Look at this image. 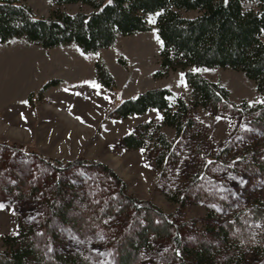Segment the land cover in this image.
Returning a JSON list of instances; mask_svg holds the SVG:
<instances>
[{
    "label": "trees",
    "instance_id": "1",
    "mask_svg": "<svg viewBox=\"0 0 264 264\" xmlns=\"http://www.w3.org/2000/svg\"><path fill=\"white\" fill-rule=\"evenodd\" d=\"M52 1L57 4L82 2L92 9L87 13L60 11L43 16L34 14L26 3L0 0V42L23 36L44 47L75 42L84 51H98L112 46L118 33L126 35L150 29L147 15L157 13L156 28L162 42L160 73L182 69L188 93L176 96L170 89L158 87L123 100L119 115L156 108L161 112V121L151 118L138 122L121 141L128 148H141L150 157L156 170V184L168 200L176 203L177 210L183 211L190 202L204 205L206 212L202 219L176 221L149 198L128 194L124 180L102 162L84 156L49 158L21 142L0 141V152H4L1 162L7 166L4 174L9 163L17 159V152L23 153L24 148V155L33 154L49 162L57 173L48 181L31 180L24 192L21 185H4L16 192L17 200L30 198L25 202L33 211L26 218L16 217V233L2 235L4 249L0 250V264H93L88 260L89 253L79 250L82 241L89 238L87 232H82L85 229H94L93 235L97 236L102 233L104 244L115 257L114 264H154L153 259L148 258L166 246H159L160 239L169 241L166 258L171 262L165 264H250V260L252 264L263 260L264 264V197L256 196L245 208L215 221L217 211L211 206L214 203L218 211L221 208L222 203H215L212 192L216 184L218 190L226 187V182L221 181L222 170H235L234 164L240 160H248L240 164L246 168L263 165L264 160L258 159L254 149L238 146L237 136L233 134L215 149L212 133L194 112L197 106L214 112L235 108L244 119L264 121V0ZM245 1H254L257 6L246 8ZM188 10L197 13L183 12ZM191 66L241 70L254 80L261 99L252 104L245 99L234 104L229 90L220 81L193 71ZM96 73L106 87L112 88L113 78L99 62ZM164 125L173 128V138H168L162 130ZM80 165L95 167L99 172L108 170L118 187L117 190L109 187L102 195L96 193L94 203L86 210L69 214L72 203H63L65 191L73 196L78 186L85 191V184L81 178L74 179V183L63 180L61 173ZM183 173L186 179L175 183L174 176ZM203 181L211 186H204ZM113 197L120 207L114 211L125 215L131 208L132 215H141L133 227L126 226L128 219H123L122 225L108 234L105 220L116 215L108 206L114 202ZM247 221L260 222L256 232L244 230ZM56 222L76 230L75 246L67 251L54 249L57 241L62 242L54 230ZM215 236L220 238V244L211 240Z\"/></svg>",
    "mask_w": 264,
    "mask_h": 264
},
{
    "label": "rangeland",
    "instance_id": "2",
    "mask_svg": "<svg viewBox=\"0 0 264 264\" xmlns=\"http://www.w3.org/2000/svg\"><path fill=\"white\" fill-rule=\"evenodd\" d=\"M15 1L28 4L34 14L43 16L60 11L87 13L92 9L82 2L57 4L52 0ZM256 6L254 1L244 2L246 8ZM183 12L187 15L197 13L195 10ZM156 15L157 13L147 15L150 29L126 35L118 33L112 46L98 51H84L75 42L44 47L23 36L0 42V141L21 142L49 158L72 159L84 156L102 162L124 180L128 194L149 198L176 221L202 219L206 212L204 205L189 202L183 211L177 210L176 203L168 200L156 184V170L150 157L141 148H128L121 141L138 122L151 118L161 121V112L156 108L128 116L119 115L123 100L146 89L158 87H166L176 96L188 93L182 69L160 73L159 50L162 42L156 28ZM97 62L112 76V88L106 87L97 77ZM190 68L209 79L220 81L229 90V98L234 104L243 99L250 104L261 99L254 80L241 70L222 66ZM194 112L212 133L215 149L233 134L234 137L237 136L238 146L245 145L246 148L254 149L258 153V159L264 160V121L244 119L235 108L214 112L197 106ZM162 130L168 138H173V128L164 125ZM22 152L26 153V149H22ZM23 153L17 152V159L9 163L4 174L7 166L1 162L4 152H0V250L4 249L2 235L17 232L16 217L26 218L33 211V207L25 202L30 201V198L17 200L16 192L4 185H21L24 192L31 180L40 183L57 174L49 162L41 161L33 154ZM247 161L235 162V170L228 168V172L225 169L221 171V181L226 182L224 189L218 190L217 184H213L215 203H222L219 211L214 203L211 204L217 211L213 221L245 208L256 196L264 197V163L253 168L240 165ZM99 171L95 167L80 165L61 173L63 180L74 183V179L77 181L81 178L83 185L85 184V191L80 186L73 187L78 191L74 197L65 191L63 203H72L69 214L79 213L80 209L84 210L89 204H93L96 193L102 195V191L106 193L109 187L117 190L118 183L115 178H110L109 171ZM185 175H175V183L186 179ZM203 185L209 188L211 183L203 181ZM113 201L108 206L116 215L105 220L108 234H112V229L116 226L122 225L123 219H128L126 226L133 227L141 215H132L131 208L127 209V214L122 215L121 212L114 211L118 203L114 197ZM258 223L260 222L247 221L243 228L245 231L248 229L249 232H256ZM54 226L58 240L60 237L62 239V242H56L54 249L67 251L69 247L75 246L74 227L58 222ZM82 232H87L89 238L82 241L79 250L89 253V262L114 264L115 257L111 248L104 244L102 233L93 235L94 229ZM219 239L218 236L211 238L217 244H220ZM158 244L166 246L148 259H153L154 264L170 263L171 260L166 258L169 241L160 239ZM48 253L51 254L52 251ZM250 257L254 258L253 255ZM262 262L263 260L259 264ZM249 263L253 262L250 260Z\"/></svg>",
    "mask_w": 264,
    "mask_h": 264
},
{
    "label": "snow or ice",
    "instance_id": "3",
    "mask_svg": "<svg viewBox=\"0 0 264 264\" xmlns=\"http://www.w3.org/2000/svg\"><path fill=\"white\" fill-rule=\"evenodd\" d=\"M93 87H96V85H93Z\"/></svg>",
    "mask_w": 264,
    "mask_h": 264
}]
</instances>
